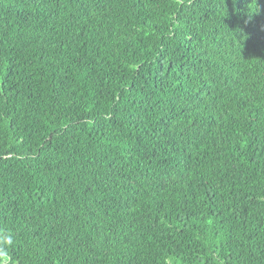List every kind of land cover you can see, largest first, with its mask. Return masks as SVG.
I'll return each mask as SVG.
<instances>
[{
    "label": "trees",
    "instance_id": "obj_1",
    "mask_svg": "<svg viewBox=\"0 0 264 264\" xmlns=\"http://www.w3.org/2000/svg\"><path fill=\"white\" fill-rule=\"evenodd\" d=\"M0 264H264V0H0Z\"/></svg>",
    "mask_w": 264,
    "mask_h": 264
}]
</instances>
